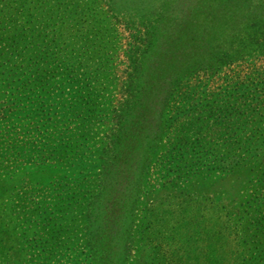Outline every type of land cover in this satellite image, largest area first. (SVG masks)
Segmentation results:
<instances>
[{
    "label": "rangeland",
    "instance_id": "1",
    "mask_svg": "<svg viewBox=\"0 0 264 264\" xmlns=\"http://www.w3.org/2000/svg\"><path fill=\"white\" fill-rule=\"evenodd\" d=\"M74 54L93 67L81 78L96 115L83 124L55 109L60 137L47 142L31 131L34 91L69 100L61 61ZM132 54L145 62L142 82L147 74L162 89L145 99L171 96V107L158 133L128 135L116 170L127 217L108 220L99 255L248 264L262 248L248 228L264 218V0H0V264H101L86 208ZM192 103L201 108L184 113Z\"/></svg>",
    "mask_w": 264,
    "mask_h": 264
},
{
    "label": "trees",
    "instance_id": "2",
    "mask_svg": "<svg viewBox=\"0 0 264 264\" xmlns=\"http://www.w3.org/2000/svg\"><path fill=\"white\" fill-rule=\"evenodd\" d=\"M132 50L134 51L135 49ZM53 51L54 49L49 47L46 52L49 55H52ZM145 52V50H136L135 54L139 56ZM137 55L132 54L129 58L131 65H129V73L127 76L128 82L122 86L127 96L124 101L120 102L118 108L113 109V115L115 119L113 123H115L114 125L117 126V130L113 131L114 133L112 136V140L108 145H105L104 150L101 151L100 158H102L103 160V173L100 178V193L96 196L95 199L90 202L89 206L86 208V210L88 209V225L86 227L87 234L89 236L88 245L89 248L93 250L92 252H94V254H98L99 263L101 264H112L115 252L108 250L106 256L103 257V255H99L98 252H100V250L97 248V239L99 238V236H101L99 235L100 231L103 230V228H106L108 224H111L108 222L110 218L115 217L113 218V220H115V222L118 224L125 219L126 215V207L124 206L125 201L128 198V194L124 193L125 191L122 190V185H118L120 183H118L119 180L116 177V170H118L119 166H122L120 164L123 162L121 161L122 158H124L122 157L123 147L130 144L128 135L133 133L134 130L139 131L144 128L145 131L149 130V128H152L153 130H156L155 132L158 133L160 128L164 127L165 125V121L164 119H162L163 114L166 113V109H169L171 107V100L169 98L171 96H167L159 102L157 99H145L147 92L148 94L152 92L154 97H159L160 95L158 94L162 91V89L158 87L159 84L151 81L152 79H150L152 83L149 84V79L146 73V75H143H145V79L147 78V81L145 83L142 82L143 79L141 80L140 75L144 70L142 67V62H145H140V59H137ZM74 57L75 61L69 64L67 59H72ZM61 62L65 67L64 72L68 74L65 78L66 88L67 86H75L74 93L71 92L72 97L69 100H66L65 103L59 105L53 104L51 103L52 99H49L47 96L45 87L43 89H39L37 88V85H33V87L37 89H35V91L31 89V91H34L37 96L33 98L31 104L32 107L28 114V119L31 124V131L36 133L37 135H40L42 139H45V141L55 143H57L60 137L59 128L61 126V121H55L53 117L55 109L60 110L64 115L67 114V117H72L73 119L81 118L80 122H82L83 124H87L89 121H91L90 119H88L91 115H96V105L93 104V106H88L91 102L94 103L95 99L91 100L88 98H93L95 92H90V95H87L85 92L86 87L84 81H82L81 78L83 76L88 78L93 77V75L90 74L86 75L87 72L84 71V69H87V71H90V69L92 70V65H90L89 62L84 58L76 57V54L72 55L69 58H65ZM6 85H8L7 82ZM76 86L79 87L77 88ZM29 90H27V92ZM15 106L18 108L17 103H15ZM87 106L88 110H86ZM196 108L200 109L201 105L199 103H192L191 107H189V110L185 109L186 111H184V113L188 111V114H193L194 111H196ZM174 116H179V113L175 114ZM172 120H174L173 116H171L169 120L166 121ZM82 161L79 160L76 163L78 164V168L82 172L80 174L85 175V172L89 167H87V164L81 163ZM108 176H110V180ZM65 193L68 194V192ZM116 202V206L110 205ZM255 223H257V227L255 228V230L252 231L250 227L248 228V230L252 234L254 242L256 241V244L258 246H261L262 248L258 251V253L252 260L248 261V264H264V218L256 219ZM116 231L119 230L116 229L115 232ZM34 233L35 232H33V234ZM56 234L57 231L55 230V232H53V235ZM116 238V241L119 240L118 237ZM105 258L107 259V263L104 262Z\"/></svg>",
    "mask_w": 264,
    "mask_h": 264
}]
</instances>
